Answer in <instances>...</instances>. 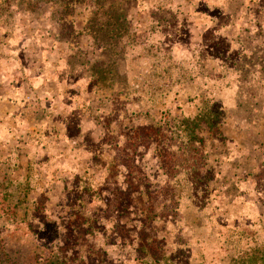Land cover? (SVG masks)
Segmentation results:
<instances>
[{
  "label": "rangeland",
  "instance_id": "374dc122",
  "mask_svg": "<svg viewBox=\"0 0 264 264\" xmlns=\"http://www.w3.org/2000/svg\"><path fill=\"white\" fill-rule=\"evenodd\" d=\"M0 264H264V0H0Z\"/></svg>",
  "mask_w": 264,
  "mask_h": 264
}]
</instances>
